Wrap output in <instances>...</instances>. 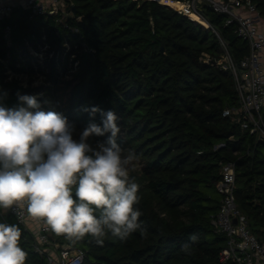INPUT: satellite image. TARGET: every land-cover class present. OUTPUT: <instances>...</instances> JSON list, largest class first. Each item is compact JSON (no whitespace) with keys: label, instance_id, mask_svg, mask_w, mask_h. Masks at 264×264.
<instances>
[{"label":"trees","instance_id":"trees-1","mask_svg":"<svg viewBox=\"0 0 264 264\" xmlns=\"http://www.w3.org/2000/svg\"><path fill=\"white\" fill-rule=\"evenodd\" d=\"M69 1L76 8L69 19L80 31L76 36L54 18H32L21 8L0 21V98L12 107L19 103L18 93L33 95L42 110L53 100L51 111L63 113L77 128L90 120L83 106L118 114L119 143L138 156L139 168L130 175L140 185L145 231L125 241L109 236L103 245L85 238L74 246L85 252L84 264H236L220 261L227 237L211 225L221 205L216 185L222 164L235 161L238 208L264 241V141L226 114L239 106L235 77L204 62L206 54L221 57L218 35L157 1ZM259 7L264 12V1ZM203 17L236 62L249 54L235 26H225L226 16L204 6ZM7 24L10 44L4 36ZM45 47L57 56L39 63L30 51L39 54ZM9 71L41 74L48 88L25 86ZM220 144L225 146L216 148ZM19 227L26 264H48L46 255L35 251L34 237ZM192 234L198 241L185 254L181 245ZM53 238L69 244L63 236L53 233Z\"/></svg>","mask_w":264,"mask_h":264},{"label":"clouds","instance_id":"clouds-1","mask_svg":"<svg viewBox=\"0 0 264 264\" xmlns=\"http://www.w3.org/2000/svg\"><path fill=\"white\" fill-rule=\"evenodd\" d=\"M18 95L8 107L0 98V210L26 209L68 247L85 238L103 245L111 236L127 240L145 231L140 220V185L130 175L138 156L119 143L121 128L114 109L83 106L90 120L83 128L57 111H44L36 96ZM99 113L100 121L95 117ZM104 139H97V138ZM18 224L0 220V264H26ZM195 234L181 245L191 254ZM67 264H82L83 255Z\"/></svg>","mask_w":264,"mask_h":264},{"label":"built area","instance_id":"built-area-1","mask_svg":"<svg viewBox=\"0 0 264 264\" xmlns=\"http://www.w3.org/2000/svg\"><path fill=\"white\" fill-rule=\"evenodd\" d=\"M148 1L163 4L161 0ZM262 1L264 0H183L182 2L186 4L185 9L178 10L170 6L189 18L191 17L188 10L204 20L203 7L207 6L214 12L226 16L225 26H235L237 36L248 42L249 54L240 62H236L227 42L205 20L208 23L205 27L212 29L218 35L222 54L219 59L214 60L206 54L204 62L216 64L223 70H230L236 80L239 106L227 110L226 114L241 127L242 131L256 136L259 141H264V12L259 7ZM19 8L30 11L32 18L36 15L52 17L65 29L72 31L75 36L80 34L79 29L71 27L69 23V19L74 16L69 0H0V21L9 19ZM11 32L12 26L7 24L4 28V36L8 44H10ZM223 146L225 144H220L216 148ZM220 173L222 178L217 183L216 189L221 196V205L218 212L211 215L214 232L227 237L226 247L220 252V261L264 264V241L252 232L248 218L237 205L236 162H224ZM15 211V209L10 210L5 215L3 210H0V220L7 223L15 222L24 232L32 235L35 251L46 255L48 264H67L64 259L65 253L70 259L82 254V264H84L85 252L82 249L70 248L68 243H58L42 221L28 217L26 209L21 213L23 222L17 218Z\"/></svg>","mask_w":264,"mask_h":264},{"label":"rangeland","instance_id":"rangeland-1","mask_svg":"<svg viewBox=\"0 0 264 264\" xmlns=\"http://www.w3.org/2000/svg\"><path fill=\"white\" fill-rule=\"evenodd\" d=\"M30 53L33 56H36L38 58L39 63L45 62V60L47 58L51 59L53 56H55V55L57 56L56 51L49 50L47 48L44 49V51L42 53H39V54L35 53L33 50H31ZM28 58H29L28 56L25 57L24 61L27 62ZM35 63H38V62H35ZM37 67L38 66H36V68ZM9 76H10V78H13V77L18 78L25 86H32V87L44 86L45 89L48 88V84L46 83L45 76H43L41 74L16 73V72L9 71ZM43 93L44 92L40 93L37 96H41V95H43ZM45 104H46V106H48L50 108V110L56 109V105H55L53 100L47 101ZM49 108L44 109V111H48ZM137 168H139L138 162L135 163L134 170H136Z\"/></svg>","mask_w":264,"mask_h":264},{"label":"bare ground","instance_id":"bare-ground-1","mask_svg":"<svg viewBox=\"0 0 264 264\" xmlns=\"http://www.w3.org/2000/svg\"><path fill=\"white\" fill-rule=\"evenodd\" d=\"M161 2H162L163 4L168 5V6H172L173 8L178 9V10L185 9V7H186V4H185L184 2L178 3V2H174L173 0H161ZM188 14H189L190 16L195 17L197 20H199V21L205 23L206 25H208V23H207L203 18H201L200 16H198V15L195 14L194 12L188 10ZM204 26H205V25H204Z\"/></svg>","mask_w":264,"mask_h":264},{"label":"water","instance_id":"water-1","mask_svg":"<svg viewBox=\"0 0 264 264\" xmlns=\"http://www.w3.org/2000/svg\"><path fill=\"white\" fill-rule=\"evenodd\" d=\"M72 10H73V13L76 14V8L73 7ZM78 20H80V18H78ZM163 51H164V48H163Z\"/></svg>","mask_w":264,"mask_h":264}]
</instances>
